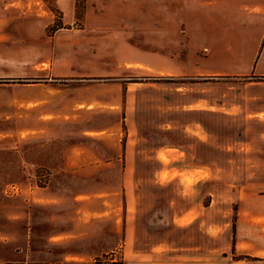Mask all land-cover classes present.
<instances>
[{
  "label": "rangeland",
  "instance_id": "obj_1",
  "mask_svg": "<svg viewBox=\"0 0 264 264\" xmlns=\"http://www.w3.org/2000/svg\"><path fill=\"white\" fill-rule=\"evenodd\" d=\"M75 7L81 74L0 76V264H264L235 243L264 73L215 53L201 2Z\"/></svg>",
  "mask_w": 264,
  "mask_h": 264
},
{
  "label": "crops",
  "instance_id": "obj_2",
  "mask_svg": "<svg viewBox=\"0 0 264 264\" xmlns=\"http://www.w3.org/2000/svg\"><path fill=\"white\" fill-rule=\"evenodd\" d=\"M104 1L109 0H85L86 11ZM176 1L203 3L206 16L199 20L206 22V33L215 36V53L239 60L235 66L250 67L244 72L264 73V0ZM75 3L76 0H55L61 25L47 32L55 15L41 14V0H0V50L6 51L0 62V76L8 80L5 84L31 76L51 81L81 74L82 66L67 53L76 44L72 32L80 27L73 24L80 19ZM86 11L84 20L88 17ZM243 178L235 243H240L247 253L264 256V155L247 164ZM64 259L63 264L67 261Z\"/></svg>",
  "mask_w": 264,
  "mask_h": 264
},
{
  "label": "built area",
  "instance_id": "obj_3",
  "mask_svg": "<svg viewBox=\"0 0 264 264\" xmlns=\"http://www.w3.org/2000/svg\"><path fill=\"white\" fill-rule=\"evenodd\" d=\"M9 187H10V189L12 188V189L15 190V191L18 189V186H17V184H15V183H10V184H9ZM5 192H7L6 189H5Z\"/></svg>",
  "mask_w": 264,
  "mask_h": 264
},
{
  "label": "trees",
  "instance_id": "obj_4",
  "mask_svg": "<svg viewBox=\"0 0 264 264\" xmlns=\"http://www.w3.org/2000/svg\"><path fill=\"white\" fill-rule=\"evenodd\" d=\"M233 227H234V223H233Z\"/></svg>",
  "mask_w": 264,
  "mask_h": 264
}]
</instances>
